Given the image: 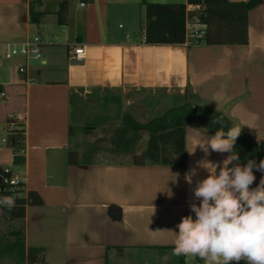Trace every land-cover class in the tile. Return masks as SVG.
Masks as SVG:
<instances>
[{
  "label": "crops",
  "instance_id": "0c3cea01",
  "mask_svg": "<svg viewBox=\"0 0 264 264\" xmlns=\"http://www.w3.org/2000/svg\"><path fill=\"white\" fill-rule=\"evenodd\" d=\"M68 3L67 23L60 25L54 14L58 0H41L39 22L31 20L29 0H0V49L25 42L34 31L41 38L43 32L49 34L48 41L41 40L40 66L0 56V165L19 175L26 191L33 189L42 198L41 204L26 207L23 219L8 220L13 228H24L26 248H45L48 264H124L142 253L162 256L158 252L168 263L165 253L173 251L176 226L184 216L195 219L189 208L190 202L199 204L193 190L208 175L200 169L191 184L186 182L185 173L204 157L198 147L194 155L188 151L212 134L190 122L186 161L180 165L69 164L72 96L118 89L165 91L171 99L189 89L194 103L222 111L260 144L264 0L249 11L248 43L214 45L144 42L145 18L132 12L131 0ZM59 32L63 41L54 42L52 34ZM79 44L85 57L75 61L70 55ZM20 66L26 71L19 72ZM10 115L23 124L24 133L10 132L15 127L8 122ZM16 149L25 154L23 164H14ZM228 155L212 152L208 159L221 162ZM253 172L251 188L264 175ZM189 264L203 261L196 258Z\"/></svg>",
  "mask_w": 264,
  "mask_h": 264
},
{
  "label": "trees",
  "instance_id": "16d2710c",
  "mask_svg": "<svg viewBox=\"0 0 264 264\" xmlns=\"http://www.w3.org/2000/svg\"><path fill=\"white\" fill-rule=\"evenodd\" d=\"M260 0H186L185 3H161L143 0L145 11V27L143 41L148 44H182L186 41L187 22L199 23L204 26L203 41L205 44H246L248 43V14ZM41 0H29L30 17L39 22L44 13L40 9ZM68 0H58V8L54 11L60 25L67 23ZM171 106L161 114L155 115L145 122L137 121L126 114L123 121L112 133V151L117 156H129L135 165L159 164L180 165L186 161V128L190 122L203 125L212 135L220 128L219 120L225 125V130L232 125L241 127V135L235 144L239 162L246 164L254 160L258 164L264 159V151L244 128L230 120L222 111L194 103L189 89L184 94L171 97ZM15 127L10 129L14 134L24 133L23 124L8 119ZM72 135V124L68 128ZM145 139L144 147L140 142ZM96 150L91 148L79 153L76 149L68 151L69 164H93ZM25 162L22 149H16L14 164ZM13 171V170H12ZM5 167L0 165V210L9 219H23L28 205L41 204L42 198L33 189L25 190L24 182L9 185L3 182ZM14 201V207L9 208L5 201ZM14 236L11 247L18 246L21 257L27 264H48L44 247L25 246L24 228H13ZM9 247V248H11ZM180 264H184V255L178 256ZM240 264H245L241 261Z\"/></svg>",
  "mask_w": 264,
  "mask_h": 264
},
{
  "label": "clouds",
  "instance_id": "9594fccd",
  "mask_svg": "<svg viewBox=\"0 0 264 264\" xmlns=\"http://www.w3.org/2000/svg\"><path fill=\"white\" fill-rule=\"evenodd\" d=\"M213 123H219L220 128L188 151L194 155L198 147L204 157L185 173L186 182L191 184L200 169L208 175L198 180L193 190L199 201L189 204L195 219L184 216L176 226L173 255L199 257L203 264H264V175L255 188L250 187L256 180L253 169L264 173V159L258 164L248 160L242 166L235 151L241 127L232 125L225 130L221 121ZM212 152L230 155L212 162L208 159ZM5 203L14 207L11 199Z\"/></svg>",
  "mask_w": 264,
  "mask_h": 264
},
{
  "label": "rangeland",
  "instance_id": "374dc122",
  "mask_svg": "<svg viewBox=\"0 0 264 264\" xmlns=\"http://www.w3.org/2000/svg\"><path fill=\"white\" fill-rule=\"evenodd\" d=\"M132 12H136L140 17V12L145 18V11L142 6L143 0H131ZM161 3L182 2L186 0H148ZM36 26V25H35ZM43 32V31H42ZM39 36V31L32 32V38ZM57 36V37H56ZM59 36V37H58ZM54 42H62L61 33L52 34ZM42 41L49 40L47 31L43 32ZM14 58L24 59L23 56ZM42 59L28 60L32 66H40ZM27 62V60H26ZM171 105V99L167 97L165 91L153 92L149 90L130 91L124 93L122 90H105L92 91L90 93H74L71 103V124L72 135L70 137V149H76L79 153L91 148L96 150L94 154L95 162H121L131 161L129 156H117L112 151L111 137L115 128L120 125L126 114L134 117L137 121L145 122L155 115L161 114ZM146 137L141 140L140 147H144ZM0 210V264H24V259L21 257L19 247H11L14 241V236L11 235V221ZM11 247V248H9ZM160 257H156V253H142L136 256L138 260L130 258L124 264H180L179 257L173 255V251H168L165 256L170 257V262L166 263L163 258V253ZM199 258L189 255L186 259V264L194 263V259ZM173 259L178 260L173 263ZM175 262V261H174ZM110 264H114L110 261Z\"/></svg>",
  "mask_w": 264,
  "mask_h": 264
},
{
  "label": "built area",
  "instance_id": "2783aa9c",
  "mask_svg": "<svg viewBox=\"0 0 264 264\" xmlns=\"http://www.w3.org/2000/svg\"><path fill=\"white\" fill-rule=\"evenodd\" d=\"M85 4V1L81 2V5ZM203 28L204 26L202 24L187 22L185 42L196 45L205 44L203 41ZM41 46V36H34L33 38L31 37L20 44L7 43L6 48L0 49V56L5 59H12L16 56H23L26 58L27 61L30 59L39 60L42 58ZM70 57L75 61H82L85 57V47L80 44L75 46L71 51ZM25 71L26 66L19 67V72L23 73ZM13 117V115H10V118ZM2 141H6V139H2ZM5 172L10 173V175L2 176L4 183L9 185H17L20 181H22L21 177L18 174L14 173L10 168H5Z\"/></svg>",
  "mask_w": 264,
  "mask_h": 264
},
{
  "label": "water",
  "instance_id": "95a60500",
  "mask_svg": "<svg viewBox=\"0 0 264 264\" xmlns=\"http://www.w3.org/2000/svg\"><path fill=\"white\" fill-rule=\"evenodd\" d=\"M259 148H260L261 150L264 151V142H261V143L259 144Z\"/></svg>",
  "mask_w": 264,
  "mask_h": 264
}]
</instances>
